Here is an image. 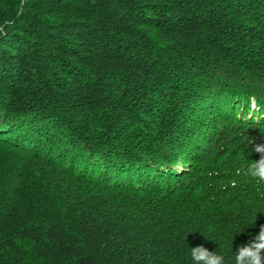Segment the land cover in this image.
Returning a JSON list of instances; mask_svg holds the SVG:
<instances>
[{"label": "trees", "instance_id": "obj_1", "mask_svg": "<svg viewBox=\"0 0 264 264\" xmlns=\"http://www.w3.org/2000/svg\"><path fill=\"white\" fill-rule=\"evenodd\" d=\"M262 143L264 0H0V264L231 261Z\"/></svg>", "mask_w": 264, "mask_h": 264}, {"label": "clouds", "instance_id": "obj_2", "mask_svg": "<svg viewBox=\"0 0 264 264\" xmlns=\"http://www.w3.org/2000/svg\"><path fill=\"white\" fill-rule=\"evenodd\" d=\"M251 144H253V141H251ZM251 151L258 153L259 159L248 158L247 163L242 168L237 169V171L260 184H264V143L255 144L250 149ZM233 238L234 236L231 243ZM189 257L191 264H264V224L260 225L259 231L255 236L246 243L236 247L235 251L232 252L231 261H228L221 253L209 250L203 244L190 247Z\"/></svg>", "mask_w": 264, "mask_h": 264}]
</instances>
